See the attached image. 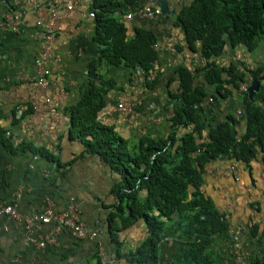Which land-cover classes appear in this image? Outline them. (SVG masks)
I'll return each mask as SVG.
<instances>
[{
    "label": "crops",
    "instance_id": "crops-1",
    "mask_svg": "<svg viewBox=\"0 0 264 264\" xmlns=\"http://www.w3.org/2000/svg\"><path fill=\"white\" fill-rule=\"evenodd\" d=\"M70 1L73 5L66 9L62 0H0V128L14 148L9 150L0 141V208L11 205L18 215L0 212V264H94L99 249L114 264H130L128 251L147 238L142 219L124 228L111 227L109 214L116 201L112 188L120 175L99 155L85 152L68 130L70 107L87 88L89 64L97 59L101 47L94 39L93 17L88 15L91 0ZM167 1L174 16L158 13L151 19L135 15L123 19L126 11L120 18L128 36L136 28L155 35L156 59L151 71L158 83L153 88L143 85L138 67L111 66L100 58L94 70L108 86L96 118L129 143L141 136L167 134L170 117L164 106L165 91L176 90L174 70L180 63L188 67L200 63V54L187 47L183 30L175 24V13L189 0ZM147 3L156 6L152 0L136 1L137 5ZM51 9L56 12L54 36L48 43V73L41 88L26 78L36 74L35 62L42 53ZM13 18L18 19L15 28L5 24ZM215 58L219 65L236 60L260 65L264 42L252 52L242 45H224ZM100 80L93 79L95 84ZM20 101H26V108L18 113ZM126 102L131 103L130 111L117 108L118 103ZM196 108L204 122L220 121L242 108V102L233 95L230 99L206 97ZM32 148H42L50 156H40ZM232 160L217 157L205 163L198 187L229 221L230 238L216 239L211 245L220 257L217 264H247L250 257L264 254V161L258 153L248 166L237 161V171L231 173ZM46 202L54 211L74 205L91 236L77 238L64 227L55 231L51 221H27ZM175 221L165 224L167 234L159 242L158 264H167L183 247ZM46 235L53 237V243L38 246L36 242Z\"/></svg>",
    "mask_w": 264,
    "mask_h": 264
},
{
    "label": "trees",
    "instance_id": "trees-1",
    "mask_svg": "<svg viewBox=\"0 0 264 264\" xmlns=\"http://www.w3.org/2000/svg\"><path fill=\"white\" fill-rule=\"evenodd\" d=\"M136 1L91 0L94 39L101 47L97 59L89 64L87 88L70 107L68 130L83 144L85 152L99 155L120 175L112 188L116 201L109 214L111 227L118 224L124 228L138 219L145 223L147 238L128 251L130 264H158L159 242L167 234L165 224L174 219L183 247L167 264H217L220 257L211 245L216 239L230 238L229 221L198 188L203 166L217 157L248 166L258 153L264 161V79L251 99L246 92L239 96L242 127L231 114L220 121L212 118L204 122L196 106L206 97L230 99L245 74L250 80L264 76V60L256 66L238 60L219 65L215 58L221 43L242 45L248 52L259 46L264 40V0H189L175 13V24L183 30L187 47L197 50L205 62L193 67L180 63L175 68L176 90L165 91L164 106L171 104L173 113L167 134L141 136L129 143L96 118L108 86L94 70L101 58L111 66L138 67L146 88L158 83L155 76L147 79L156 59L155 35L136 28L128 36L120 19L137 5ZM94 78L100 80L98 84ZM0 141L9 150L14 149L1 128ZM31 150L50 156L42 148ZM141 191L145 192L143 196ZM247 264H264V254L250 257Z\"/></svg>",
    "mask_w": 264,
    "mask_h": 264
},
{
    "label": "built area",
    "instance_id": "built-area-1",
    "mask_svg": "<svg viewBox=\"0 0 264 264\" xmlns=\"http://www.w3.org/2000/svg\"><path fill=\"white\" fill-rule=\"evenodd\" d=\"M62 2L65 5L66 9H70L73 5V2L70 0H62ZM158 8L152 3L142 4L134 6L133 8H129L125 14L122 15L123 19H129L132 15L143 17L147 19L153 18L155 15H157ZM90 17H93V11H90L88 13ZM56 19V12L54 10H50L49 18L47 20L46 26H45V33H44V43L42 44V53L39 59L35 62L36 65V74L32 78H26L28 81L35 82L39 87L43 88L46 85V75L48 73V70L45 68V64L47 63L48 57H49V48L48 43L49 40L54 36V21ZM18 19L13 18L11 20L5 21V24L8 26H11L12 28H15V25H17ZM199 55V52L197 53ZM199 62L204 63L205 59L203 57L199 56ZM195 65H198L197 63ZM240 70V69H239ZM245 80L239 82V85L237 89L235 90V93L233 96L236 98L239 97L242 93L246 92L248 83L250 81V76L248 74H245ZM154 77L153 72L150 70L148 72L147 79H152ZM240 98V97H239ZM45 103L48 102V99L44 100ZM117 108L124 111H130L131 110V103H118ZM26 108V101H20L17 103L16 111L20 113L23 109ZM48 110L53 112V108L48 106ZM167 111L168 116L171 117L173 115L172 113V105H167ZM242 114V108L237 109L233 116L235 119L238 120V125L240 127L243 126V120L240 118ZM238 134H236L237 136ZM228 171L231 173H236L237 171V161L232 160ZM0 212L6 213L11 217H18L16 211L11 205H6L0 208ZM33 220H39L41 222H54L56 225L54 230L57 231L60 228L64 227L66 228L74 237L77 238H83L86 236H91V234L87 233L85 230L82 222L80 221L77 210L74 205L69 204L64 210L62 211H54L51 207L50 202H46L45 208L38 214L33 215L30 217L27 221H33ZM54 239L51 235H46L42 240L37 241L36 244L40 247L44 246L47 243H53ZM241 257H236V260L240 261ZM94 264H114V262L111 259H108L104 256V253L101 249L97 251V259L94 262Z\"/></svg>",
    "mask_w": 264,
    "mask_h": 264
},
{
    "label": "water",
    "instance_id": "water-1",
    "mask_svg": "<svg viewBox=\"0 0 264 264\" xmlns=\"http://www.w3.org/2000/svg\"><path fill=\"white\" fill-rule=\"evenodd\" d=\"M152 2L156 3L159 14L174 16V11L170 10L167 0H152ZM222 47H223V43L220 44V47L216 53V57L220 55ZM263 79H264V76H258L249 81L247 90H246V94L249 99H251L254 93L258 90L260 80H263Z\"/></svg>",
    "mask_w": 264,
    "mask_h": 264
},
{
    "label": "rangeland",
    "instance_id": "rangeland-1",
    "mask_svg": "<svg viewBox=\"0 0 264 264\" xmlns=\"http://www.w3.org/2000/svg\"><path fill=\"white\" fill-rule=\"evenodd\" d=\"M261 41H263L264 42V40H261ZM256 66V65H255Z\"/></svg>",
    "mask_w": 264,
    "mask_h": 264
}]
</instances>
